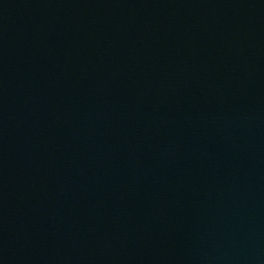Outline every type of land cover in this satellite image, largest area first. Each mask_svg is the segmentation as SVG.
<instances>
[{
  "label": "water",
  "instance_id": "water-1",
  "mask_svg": "<svg viewBox=\"0 0 264 264\" xmlns=\"http://www.w3.org/2000/svg\"><path fill=\"white\" fill-rule=\"evenodd\" d=\"M26 264H264V86Z\"/></svg>",
  "mask_w": 264,
  "mask_h": 264
}]
</instances>
